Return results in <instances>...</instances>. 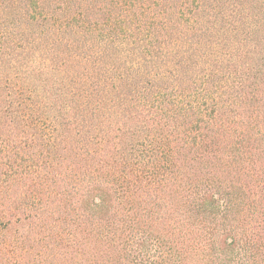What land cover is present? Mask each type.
Listing matches in <instances>:
<instances>
[{
    "label": "trees",
    "instance_id": "obj_1",
    "mask_svg": "<svg viewBox=\"0 0 264 264\" xmlns=\"http://www.w3.org/2000/svg\"><path fill=\"white\" fill-rule=\"evenodd\" d=\"M0 264H264V0H0Z\"/></svg>",
    "mask_w": 264,
    "mask_h": 264
}]
</instances>
